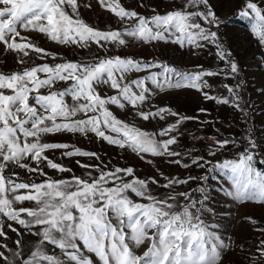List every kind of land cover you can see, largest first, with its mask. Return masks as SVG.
Returning <instances> with one entry per match:
<instances>
[{"label":"snow or ice","instance_id":"snow-or-ice-1","mask_svg":"<svg viewBox=\"0 0 264 264\" xmlns=\"http://www.w3.org/2000/svg\"><path fill=\"white\" fill-rule=\"evenodd\" d=\"M99 3L121 21L127 19L135 23L123 31H101L80 17L78 0H0V44L6 51L16 53L17 62L24 66L22 71L0 73V216L39 238L27 256L19 250L21 241H15L18 250H10L11 256L0 251V261L3 264H93L84 255L86 250L94 253L100 264H222L223 252L230 244L210 231L201 219L200 212L208 199L204 187L197 189L205 194L203 199L195 200L189 192H181L178 195L186 203L178 205L175 195L161 198L153 195L149 183L158 181L136 177L132 167L105 171L98 165L80 164L84 168L97 169L99 174L93 176L88 172L87 177L72 175L68 179H52L40 167L43 162L58 172H71L45 155L48 150L71 147L66 143L43 142L45 135L59 132L85 136L93 133L109 145L130 149L141 159L145 153L155 157H180L181 153L171 147L177 143L174 133L184 120L192 117L180 116L166 107L144 111L143 106L154 94V89H195L206 99H216L217 103L231 104L244 111L236 89L228 87L231 99L213 97L204 91L209 87L204 78L218 75L210 70L187 72L120 56L52 65L35 63L31 53L41 60L46 56L55 60L56 56L23 36L21 30L43 34L61 45L80 48H88L93 43L99 48L108 44L127 46V38L143 43L172 42L194 49L202 48L203 42H207L216 45L219 58L230 67L232 74L238 72L237 63L229 60L231 53L219 42L218 29L222 21L209 0H185L182 8L164 14L153 10L151 17L126 10L119 0H99ZM238 15L249 20L251 33L264 46V8L254 0H245ZM29 64L31 66H26ZM152 68L161 71H150ZM132 72L148 74L128 80V74ZM61 81L71 83L62 90H55V85ZM149 82L153 87L148 86ZM100 85H107L116 94L102 96L97 90ZM42 89H46L47 94L42 93ZM68 97L71 103L66 99ZM108 105L120 109L130 106L143 121L164 120L166 115L178 119L159 132H148L118 119ZM247 139L248 147L236 159L217 163L213 170L218 169L231 181V190L226 195L240 203L253 201L264 205V172L258 171L253 164L251 150L257 147L255 141L251 136ZM235 143V140H217L215 147ZM63 155L99 159L97 153L79 148L65 151ZM26 160L36 166H30L24 162ZM202 161L203 157H194L191 163L204 167L207 162ZM168 163L189 167L181 159H169ZM10 164L45 179L40 183H28L20 181L16 173L6 176L4 172ZM128 176L132 179L125 181L124 177ZM165 179L167 183L163 187L168 189L197 178ZM129 192L148 203L133 201ZM25 201L34 202L35 206L14 207ZM8 227L21 234L11 224ZM0 237L6 238L2 224ZM145 241L149 242L147 250L143 255H136L134 248ZM46 245L58 248L61 255L49 254ZM0 247L7 249L4 244ZM257 252L259 257H253V264H257L258 259L264 261V240Z\"/></svg>","mask_w":264,"mask_h":264},{"label":"rangeland","instance_id":"rangeland-1","mask_svg":"<svg viewBox=\"0 0 264 264\" xmlns=\"http://www.w3.org/2000/svg\"><path fill=\"white\" fill-rule=\"evenodd\" d=\"M119 2L126 10H134L140 15L151 17L154 15L153 10L164 14L182 8L185 0H119ZM209 2L222 21L218 29L219 42L226 52L231 53L229 60H234L237 63L238 72L236 74H232L230 67L219 58L216 45L207 42H203L202 48L194 49L190 46L181 47L172 42L143 43L127 38V46L108 44L105 48H99L93 43L88 48H80L76 45L58 44L40 33L21 30L23 36L56 56L55 60L51 56H46L41 60L36 58L35 53H31V58L35 60L36 64L49 63L52 65L65 61H91L96 57L132 58L136 56L141 61L160 63L178 70H180L179 67H199L200 71L210 70L218 73V75L204 78L209 84V87L204 91L213 97L231 99L228 87L236 89L241 97V108L244 109L241 111L231 104L217 103L216 99H206L201 92L195 89L166 88L163 91L154 89V94L143 106L144 111H154L156 108L166 107L179 113L180 116L192 117V119L184 120L179 125L177 132L174 133L177 136V143L171 147L172 150L181 153L180 157H155L145 153L142 154L143 159H141L130 149H120L117 146L109 145L93 133L85 136L79 133L59 132L45 135L42 138L43 142L66 143L71 147L48 150L45 155L54 162L71 169V172H58L48 168L43 162L40 167L52 179H68L72 175L87 177L88 172H91L93 176L99 174L97 169L84 168L80 164L98 165L105 171L115 167H132L136 177L149 181L150 178H154L158 181L156 184L149 183V189L153 195L157 198L175 195L178 205L186 203L184 198L178 195L181 192H189L195 200L203 199L206 194L208 199L204 201V207L200 212L201 219L209 226L210 231L216 232L230 244L229 249L223 252L222 264H253V257H259L257 247L264 240V231H261L264 229V205L253 201L240 203L226 195V192L231 190V181L221 175L218 169L213 170V167L224 160L236 159L238 154L248 147L247 137L251 136L257 145L255 149L251 150L254 156L253 164L258 171L264 172V167L258 164L254 155V152L257 151L264 159V46H261L251 33L249 20L238 15L245 0H209ZM254 2L264 8V0H254ZM78 4L80 17L89 26L98 30L123 31L135 23V21L127 19L121 21L112 12L102 7L99 0H78ZM69 12L71 14L70 9ZM213 30L217 29L213 28ZM23 67L17 62V54L6 51L0 44V73L22 71ZM150 71L158 72L161 69L152 68ZM147 74V72H132L128 74V80L137 79ZM40 75L43 78V74ZM68 83L57 82L55 90L64 89ZM148 86L153 87L150 82ZM97 90L102 96L116 94L115 90L107 85H100ZM41 91L47 94L46 89ZM66 99L71 103L70 97ZM108 107L118 119L148 132H159L161 128L175 123L178 119V117L166 115L164 120L155 118L143 121L135 115L130 106L125 109H120L115 105H108ZM157 139L162 138L157 137ZM224 139L235 140L236 143L223 148L215 147L217 140ZM72 148L95 152L99 159L63 155L65 151H70ZM212 151H215L216 154L210 155L209 153ZM194 157H203L202 163L204 161L207 163L204 167L193 165L191 160ZM169 159H181L182 163L188 164L189 167L184 168L181 165L170 164L168 163ZM77 161L80 163L78 164ZM24 162L29 163L32 167L36 166L30 160ZM13 173L17 174L20 181L28 183H40L45 179L43 176L30 174L25 169L10 164L4 174L12 176ZM189 176L197 179L189 180L187 184H176L168 189L163 187L167 183L165 177L186 179ZM202 177H207V179H200ZM124 179L130 181L132 177L128 176ZM200 187L207 190L205 194L197 191ZM128 195L135 202L148 203V201L135 196L134 193L129 192ZM34 206V202L30 201L14 205L16 208ZM0 224L4 226L6 233V238L0 237V244L7 245V249L0 247V251L11 256L10 250H18L15 241L20 240L22 247L19 250L27 256L39 238L29 234L23 227L6 217L0 216ZM9 224L18 229L21 234L13 232L8 227ZM148 246L149 242L145 241L144 244L135 247V254L143 255ZM81 248L83 249L82 243ZM46 249L49 254L61 255L60 250L51 245H46ZM84 255L88 256L93 264H100L94 253L84 250ZM0 264H3V261H0ZM257 264H264V261L258 259Z\"/></svg>","mask_w":264,"mask_h":264},{"label":"trees","instance_id":"trees-1","mask_svg":"<svg viewBox=\"0 0 264 264\" xmlns=\"http://www.w3.org/2000/svg\"><path fill=\"white\" fill-rule=\"evenodd\" d=\"M133 59H135V60H140V59H138V57H132ZM141 61V60H140ZM143 61V60H142ZM145 62H146V60H144ZM180 68V70H182V71H187V72H196V71H200L201 70V68H199V67H190V68H188V67H179ZM254 155H255V157L257 158V160H258V164L260 165V166H263L264 167V159H263V157L262 156H260L259 155V153L257 152V151H255L254 152Z\"/></svg>","mask_w":264,"mask_h":264}]
</instances>
